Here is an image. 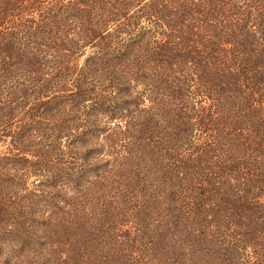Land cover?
<instances>
[{
    "label": "trees",
    "instance_id": "1",
    "mask_svg": "<svg viewBox=\"0 0 264 264\" xmlns=\"http://www.w3.org/2000/svg\"><path fill=\"white\" fill-rule=\"evenodd\" d=\"M0 264H264V0H0Z\"/></svg>",
    "mask_w": 264,
    "mask_h": 264
}]
</instances>
